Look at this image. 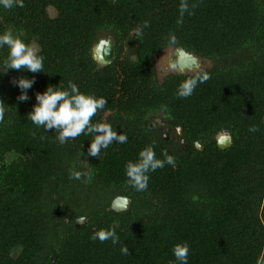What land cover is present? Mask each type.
I'll return each mask as SVG.
<instances>
[{
	"label": "trees",
	"instance_id": "1",
	"mask_svg": "<svg viewBox=\"0 0 264 264\" xmlns=\"http://www.w3.org/2000/svg\"><path fill=\"white\" fill-rule=\"evenodd\" d=\"M180 0H24L0 6V34L11 30L36 45L44 70L0 73V264H178L177 243L187 242V264H257L264 250V0H188L198 5L178 26ZM148 21L142 39L137 25ZM179 43L171 45L169 34ZM114 41L106 65L92 57L103 37ZM166 47H182L209 63L211 76L193 95L179 84L196 72L156 78L154 60ZM8 54L0 48V63ZM34 78L21 93L13 78ZM77 84L107 105L92 123H110L127 143L88 155L90 136L61 145L55 129L28 118L36 93ZM161 120L173 139L156 128ZM259 131H248L251 125ZM156 129V130H155ZM230 136L221 149L217 136ZM175 138V139H174ZM196 144L202 149H198ZM151 145L176 167L151 172L146 191L127 183L125 165ZM82 153V155H81ZM90 171L85 184L70 170ZM127 197L128 210L109 206ZM77 218L86 222L77 224ZM116 227L120 243L90 236ZM127 245L131 255H122Z\"/></svg>",
	"mask_w": 264,
	"mask_h": 264
},
{
	"label": "clouds",
	"instance_id": "2",
	"mask_svg": "<svg viewBox=\"0 0 264 264\" xmlns=\"http://www.w3.org/2000/svg\"><path fill=\"white\" fill-rule=\"evenodd\" d=\"M0 6L5 9H13L15 7H24V0H0ZM198 7L193 3L189 5L188 0H180L178 7L177 25L182 26L184 16L193 15V9ZM150 23L144 21L136 26L134 37L142 39L143 31L148 28ZM168 42L171 45L179 43L177 37L170 33ZM7 47L8 54L0 63V73H7L10 69L28 70L32 73H39L44 70V57L40 55L39 48L26 43L19 36H15L9 29L0 34V48ZM170 67L174 70L176 64L172 63ZM211 76L208 72H196L195 75L183 80L177 89V95L180 98H188L195 92L199 84L206 83ZM12 83L18 85L21 89L20 95L17 97L19 101L29 99L27 90L34 83V78L29 79L21 76L18 79L13 78ZM37 103L33 106V110L28 113V118L37 127H42L46 131L55 129L57 139L61 145L65 144L70 139H77L80 136H90L91 143L88 148V155L99 156L101 151L107 149L113 142L120 144L127 143V135L118 133L110 123L97 122L92 123L93 118L105 108L107 99L103 96L96 97L91 94L81 92L72 81L68 82V87L62 86L52 87L49 85L44 92L36 93ZM7 104L0 99V123L5 120ZM249 132L255 133L259 131L258 125H251ZM82 155V153H81ZM163 159L157 158L156 153L151 145L146 146L138 154L136 161H128L125 165V174L127 183L136 191H146L150 180V173L157 169L164 168L165 165L176 167V159L174 156L163 152ZM69 178L81 180L85 184H90L93 181L94 174L90 171L70 170ZM117 226H112L107 229L101 228L94 232L90 239L93 241L99 240L101 243L111 241L113 246L120 243V238L116 232ZM173 254L178 264H187L190 254V247L187 242L177 243L174 245ZM122 255H131L127 245L120 247ZM171 264V262H170ZM257 264H264V250L257 258Z\"/></svg>",
	"mask_w": 264,
	"mask_h": 264
},
{
	"label": "water",
	"instance_id": "3",
	"mask_svg": "<svg viewBox=\"0 0 264 264\" xmlns=\"http://www.w3.org/2000/svg\"><path fill=\"white\" fill-rule=\"evenodd\" d=\"M115 1V0H113ZM115 41L111 36L100 38L92 47V57L94 60L101 64L106 65L111 63L115 58ZM177 53L179 55V65L175 68V72L188 74L191 73L193 68H199V64H201L202 60L194 55L191 52H187L182 47H177ZM217 144L221 149H225L230 145V136L228 134L221 133L217 136ZM198 149H202L203 147H199L196 144ZM131 205L130 200L124 196H116L113 198L109 210H114L116 212H123L129 209ZM86 222L85 218H77V224H83Z\"/></svg>",
	"mask_w": 264,
	"mask_h": 264
},
{
	"label": "flooded vegetation",
	"instance_id": "4",
	"mask_svg": "<svg viewBox=\"0 0 264 264\" xmlns=\"http://www.w3.org/2000/svg\"><path fill=\"white\" fill-rule=\"evenodd\" d=\"M179 59L180 58L177 53V47H166L161 50V52L155 57V60H154L155 75L158 81H160L164 76L168 75L169 73L175 72V69L173 70L170 67V65L172 63H175L176 67H178ZM206 64L207 62L202 61L201 64H199V68L197 67L193 68L191 73L198 71L202 67L206 66ZM158 122H159V125L156 129L159 130V132L166 131L165 136L167 138L173 139L172 130L169 127L165 126V123L162 122L161 120H158Z\"/></svg>",
	"mask_w": 264,
	"mask_h": 264
},
{
	"label": "rangeland",
	"instance_id": "5",
	"mask_svg": "<svg viewBox=\"0 0 264 264\" xmlns=\"http://www.w3.org/2000/svg\"><path fill=\"white\" fill-rule=\"evenodd\" d=\"M33 46L37 47V46H36V45H34V44H33ZM208 65H209V63H207V64H206V66H208ZM157 121H158V120H156V122H157Z\"/></svg>",
	"mask_w": 264,
	"mask_h": 264
}]
</instances>
